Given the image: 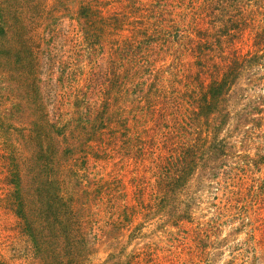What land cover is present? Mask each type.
<instances>
[{
    "label": "trees",
    "instance_id": "16d2710c",
    "mask_svg": "<svg viewBox=\"0 0 264 264\" xmlns=\"http://www.w3.org/2000/svg\"><path fill=\"white\" fill-rule=\"evenodd\" d=\"M166 2L133 0L121 20L122 0H0V132L18 137L4 200L35 264H91L97 233L68 178L92 152L138 164L131 223L142 214L177 225L192 217L193 182L209 189L221 175L230 198L261 204L254 212L262 217L264 180L257 189L237 179L232 159L236 137L251 132L260 139L253 164L264 165V0H205L195 12L198 38L169 71L157 62L173 56L181 26L167 18ZM143 18L148 26L114 38ZM246 32L254 42L244 51ZM72 93L75 109L66 112ZM0 264L11 263L0 255Z\"/></svg>",
    "mask_w": 264,
    "mask_h": 264
},
{
    "label": "rangeland",
    "instance_id": "374dc122",
    "mask_svg": "<svg viewBox=\"0 0 264 264\" xmlns=\"http://www.w3.org/2000/svg\"><path fill=\"white\" fill-rule=\"evenodd\" d=\"M140 1L149 3L155 0ZM167 1V18L176 20V28L181 26L180 36L174 37L171 43L173 56L166 54L165 60L157 62L158 67L169 71L180 49L186 46L189 48L192 45L191 39L198 38L194 26L195 12L198 6L203 7L205 0ZM131 4L133 0H122L121 20L127 19L124 14ZM130 22H126L127 30L117 29V36L114 38L120 40L133 36L136 24L143 27L149 25L146 18L141 23ZM72 23L76 24L70 20L69 24ZM260 23L264 24V19ZM74 27L72 25L68 29L74 38L73 43L78 44ZM253 42L246 32L238 46L247 51ZM191 60L193 59L187 57L183 62L190 63ZM189 69L186 65V73H191ZM193 70L196 71V68ZM183 83L184 81L175 83L174 87L181 89ZM64 100L66 112L73 111V93L68 100ZM130 109H133L130 112L133 117L136 115L135 108L131 106ZM81 111H85L84 107ZM245 137L248 139L237 136L235 141L239 142L235 150L240 156L232 159L236 162L232 164L238 168L236 178H245L248 186L256 185L257 189H261L264 165L258 168L253 164L259 158L257 154L260 150L256 142L260 139L251 132ZM16 138L18 137H5L0 132V255L11 264H35V259L25 257L28 241L21 234L19 219L12 206L4 200L11 188L5 176L11 164L8 159L12 151L10 146ZM91 155L87 159L76 161L75 173L68 178L75 196L81 199L82 204H87L84 207L91 214L90 219L97 233L94 237L97 252L91 264H264V209L261 210L262 217H258L254 209L257 210L261 204L252 206L249 201H233L230 198V185H227L224 175L220 174L217 178L220 184L214 182V187L209 189L193 182L192 189L197 190L198 194L192 201V217L177 225H169L160 218L143 222L142 214L137 215L131 223L126 221V214L128 210L135 213L132 206L137 204V200L133 178L138 174V164L117 151L109 154L92 152ZM243 204H248L250 208L246 215H243ZM115 222H118V229ZM142 222L140 228L135 229ZM110 229L113 230V236H117L116 239L108 238L107 230Z\"/></svg>",
    "mask_w": 264,
    "mask_h": 264
}]
</instances>
